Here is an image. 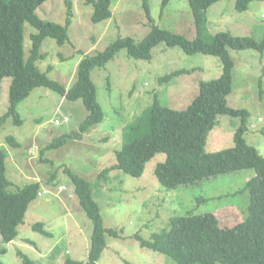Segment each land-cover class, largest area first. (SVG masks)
<instances>
[{
	"label": "rangeland",
	"instance_id": "obj_1",
	"mask_svg": "<svg viewBox=\"0 0 264 264\" xmlns=\"http://www.w3.org/2000/svg\"><path fill=\"white\" fill-rule=\"evenodd\" d=\"M236 2L222 0L207 10V35L230 33L261 43L264 1L251 2L243 12L236 9ZM143 3V0H117L112 5V18L95 24L88 0H48L37 10L41 19L64 25L68 4L74 16L66 44L60 46L55 39L46 38L41 46L46 57L37 66L51 80L71 89L84 57L104 51L118 39L132 38L139 43L151 32L152 25L188 40L196 38L188 0H148L153 24L149 23ZM33 33L36 29L25 24L26 56ZM230 55L234 70L228 105L246 111V142L264 156V52L231 49ZM178 70L194 71L162 81ZM222 72L220 58L189 55L165 43L152 50L150 60L131 58L122 50L91 74L104 120L81 140L67 139L64 144L50 148L55 139L78 132L88 112L81 99L69 101L49 88H35L17 107L21 125L13 118L0 125V150L7 154L6 174L12 182L11 192L40 182L41 189L49 193L31 202L13 242L5 243L0 233V262L24 264L26 256L34 264H66L68 259L88 264L94 225L83 210L73 178L66 169L90 183L104 228L117 231V237L105 234L107 247L98 264H177L169 256L142 248L135 236L151 240L154 234L169 227L172 217L188 211L214 212L227 227L247 217L250 192L246 186L255 174L253 170L168 190L155 174L158 164L166 160L165 154H158L147 163L141 177L113 170L106 179L99 178L103 170L116 163V152L124 146V130L153 104L156 95L163 106L186 110L199 93V83L219 79ZM11 82L10 77L0 82V115L8 111ZM241 125V117L220 115L209 133L205 151L216 153L234 147V135ZM9 137L20 147L11 146ZM61 186L64 191H59ZM38 223L44 225L49 236L34 229Z\"/></svg>",
	"mask_w": 264,
	"mask_h": 264
},
{
	"label": "trees",
	"instance_id": "obj_2",
	"mask_svg": "<svg viewBox=\"0 0 264 264\" xmlns=\"http://www.w3.org/2000/svg\"><path fill=\"white\" fill-rule=\"evenodd\" d=\"M47 1L0 0V82L7 77L12 79L10 105L8 111L0 115V125L8 118L21 125L18 105L35 88L46 87L69 101L81 99L88 112L78 132L55 139L48 148L58 147L71 138L81 140L85 133L104 120L91 74L113 60L122 50H126L131 58L150 60L152 50L165 43L168 47H179L189 55L205 54L220 58L223 66L221 77L201 81L199 93L188 109L179 111L165 107L156 99V95L153 104L124 130V146L116 152V163L103 170L99 178L106 179L113 170L135 178L141 177L147 163L158 154H165L166 160L158 164L155 174L159 183L168 190L199 185L225 174L253 170L255 174L246 186L250 192L248 216L231 227L222 225L214 212L195 214L188 211L183 216L172 217L169 227L154 234L151 240H145L138 234L135 239L142 248L169 256L177 264H264V156L246 142V111L228 105L234 70L230 50L254 49L263 53L264 39L259 43L252 38L236 37L230 33L209 37L207 10L222 0H188L197 31L194 40L152 25L151 32L139 43L132 38L118 39L104 51L84 57L78 65L76 82L71 89H67L51 80L36 64L46 57L41 53L46 38L55 39L60 46L66 44L68 28L74 16L72 6L68 4L64 25L41 19L37 10ZM115 1L88 0L93 7L92 22L98 24L111 19ZM253 1L264 0H237L236 9L246 11ZM143 2L149 23L153 24L148 0ZM25 24L36 29V33L30 36L32 45L28 56L24 48ZM192 71L178 70L162 78V81L168 82L180 75H189ZM220 115L241 117L242 125L234 135V147L207 153V138ZM8 142L14 148L20 147L13 137H9ZM6 158L7 154L0 150V233L5 243H11L17 238L18 228L24 223L29 205L38 197L42 185L40 182L32 183L11 192L9 187L12 182L7 178ZM66 172L73 178L80 204L94 225L88 264H98L107 247L105 234L117 237V231L104 228L90 183L83 177L73 175L69 169ZM34 229L50 235L41 223L36 224ZM1 252L5 253V250ZM24 264L34 263L25 256ZM66 264L81 263L68 259Z\"/></svg>",
	"mask_w": 264,
	"mask_h": 264
},
{
	"label": "built area",
	"instance_id": "obj_3",
	"mask_svg": "<svg viewBox=\"0 0 264 264\" xmlns=\"http://www.w3.org/2000/svg\"><path fill=\"white\" fill-rule=\"evenodd\" d=\"M68 118H65L64 121L67 122ZM57 124H59V121L57 120L56 121ZM65 190V187L61 186L59 187V191H64ZM49 192L47 190H40L39 193H38V197H42V196H45L46 194H48Z\"/></svg>",
	"mask_w": 264,
	"mask_h": 264
}]
</instances>
